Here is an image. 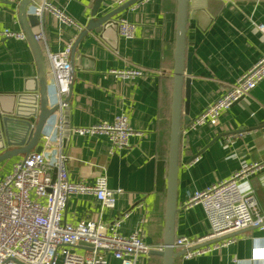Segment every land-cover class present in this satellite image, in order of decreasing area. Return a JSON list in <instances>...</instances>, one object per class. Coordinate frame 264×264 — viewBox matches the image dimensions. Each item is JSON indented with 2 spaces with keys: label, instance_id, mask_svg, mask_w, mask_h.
I'll list each match as a JSON object with an SVG mask.
<instances>
[{
  "label": "crops",
  "instance_id": "crops-1",
  "mask_svg": "<svg viewBox=\"0 0 264 264\" xmlns=\"http://www.w3.org/2000/svg\"><path fill=\"white\" fill-rule=\"evenodd\" d=\"M51 1L79 22L81 29L61 24L50 12L41 16L32 30L43 31L44 39L39 45L45 68L46 50H61L69 42L73 45L92 18L95 3ZM112 1L102 0L99 12L107 9L103 2L116 8ZM176 5L177 0H138L114 18L133 24L130 38L121 36L118 26L88 32L78 41L71 58L73 71L67 104L72 129L63 146L69 179L93 183L103 172L108 187L121 191L112 208L102 206L92 194L70 195L64 220L76 223L91 219L107 227L127 212L118 232L126 236L142 229L145 242L152 247L163 242ZM17 6V0H0V29L21 31ZM259 25L264 28V0H190L186 33V51L191 54L186 115L190 119L182 125L180 140L175 217L178 237L194 238L209 232L202 206L185 207L194 190L228 178L244 162L264 160V78L242 102L222 111L216 125L190 127L195 116L264 55V35L257 28ZM128 68H140L146 74L124 77L113 73ZM47 76L51 89L52 78L48 73ZM36 85V64L27 40L0 38V104L10 108L15 94L33 92ZM119 114L127 117L134 131L127 148L112 146L103 132L75 131L112 122ZM14 119L36 121L32 117ZM59 121L56 112L42 131L48 133L54 128L51 151L59 135ZM6 125L15 141L25 132L24 124ZM256 125L261 126L255 128ZM238 129L246 130L226 133ZM44 153L51 155L50 151ZM24 156L1 162L0 179ZM249 186L264 213V167L249 177ZM228 239L233 242L191 258L181 255L173 264H264V256H254V250L264 251V228H244L217 242ZM108 264L120 262L110 257ZM136 264H161V258L147 254Z\"/></svg>",
  "mask_w": 264,
  "mask_h": 264
},
{
  "label": "built area",
  "instance_id": "built-area-1",
  "mask_svg": "<svg viewBox=\"0 0 264 264\" xmlns=\"http://www.w3.org/2000/svg\"><path fill=\"white\" fill-rule=\"evenodd\" d=\"M127 0H113L119 6ZM29 11L42 16L50 12L61 23L81 29V25L51 0L30 5ZM118 32L125 38L133 34V24L121 18ZM264 35L262 25L257 27ZM34 32L38 43L44 39L42 29ZM25 39L22 31L0 29V38ZM72 43L58 51L46 50V72L52 78L49 96L58 104L60 121L56 126L59 135L51 151L53 129L41 135V151H31L15 161L10 171L0 179V264H108L112 257L120 264H136L139 258L162 245L152 247L144 240V230L136 229L123 236L118 232L125 212L110 226L100 221L86 219L76 223L64 220L68 197L72 194H92L104 207L115 206L116 194L121 189L108 187L100 172L93 183L72 181L67 171V156L62 146V116L69 95ZM124 77L145 75L140 68L113 71ZM264 78V55L245 70L235 82L190 122L191 128L203 124L216 125L222 111L243 99ZM46 125V124H45ZM72 129V128H71ZM79 134L103 132L112 146L129 147L133 134L127 117L119 114L112 122H102L87 128H77ZM44 151H50L47 156ZM264 167L260 162L242 163L228 178L211 184L203 190H194L186 199L185 207L200 204L209 223V232L203 236H181L173 241L174 250H183L191 258L228 245L232 239L209 243L221 236L248 227L264 228V213L260 211L249 177ZM254 256H264V251L254 250Z\"/></svg>",
  "mask_w": 264,
  "mask_h": 264
},
{
  "label": "water",
  "instance_id": "water-1",
  "mask_svg": "<svg viewBox=\"0 0 264 264\" xmlns=\"http://www.w3.org/2000/svg\"><path fill=\"white\" fill-rule=\"evenodd\" d=\"M17 16L21 31L29 43L36 64V88L33 92H22L15 94L12 98L10 108H5L0 104V163L17 155H26L30 151H41L39 139L43 128L48 119L58 110V104L53 103L49 96L48 76L45 68L44 57L40 45L34 40L32 27L40 23L41 16L29 11L30 5L35 0H17ZM138 0H127L116 8H109L107 2L103 6L107 9L99 12V6L102 0H95L92 12V18L88 21L87 26L79 33L77 39L72 45L70 53V81L72 80V54L78 41L88 32H100L110 27L118 26L114 19L123 10L136 3ZM190 0H177L176 19H175V37L173 48V71H172V98L170 108V128L167 156V178L165 191V213L163 227L162 249H151L148 255H154L161 258V264H173L174 260L183 255V250H174L173 241L178 236L175 234V217L177 213V176L180 159V140L182 134V125L189 122L187 115L189 78L191 73V54L186 51V33L188 20V7ZM29 11V12H28ZM70 93V89H69ZM70 95L65 98L69 103ZM184 101V102H183ZM240 99L237 102H242ZM1 102V96H0ZM52 102V103H51ZM235 102V103H237ZM184 105V109H183ZM247 109V108H246ZM248 110V109H247ZM184 113V114H183ZM35 118V123L14 118ZM7 122L24 124L25 132L17 140H13L11 132L8 131ZM261 125L254 126L259 128ZM62 146L65 145L68 131L71 129L69 124V106L63 109L62 116ZM252 129V128H251ZM254 129V128H253ZM246 129H238L226 133H240ZM225 134V133H224ZM9 147V148H6ZM198 154H194L190 159H194ZM235 233V232H234ZM233 234V233H232ZM227 234L221 236L209 243L220 241L226 238Z\"/></svg>",
  "mask_w": 264,
  "mask_h": 264
}]
</instances>
